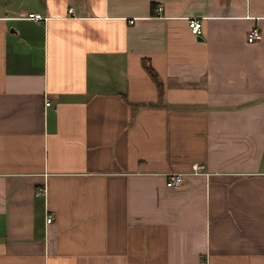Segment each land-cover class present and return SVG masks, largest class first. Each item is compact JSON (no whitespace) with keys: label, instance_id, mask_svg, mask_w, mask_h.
<instances>
[{"label":"crops","instance_id":"crops-1","mask_svg":"<svg viewBox=\"0 0 264 264\" xmlns=\"http://www.w3.org/2000/svg\"><path fill=\"white\" fill-rule=\"evenodd\" d=\"M0 264H264V0H0Z\"/></svg>","mask_w":264,"mask_h":264},{"label":"built area","instance_id":"built-area-1","mask_svg":"<svg viewBox=\"0 0 264 264\" xmlns=\"http://www.w3.org/2000/svg\"><path fill=\"white\" fill-rule=\"evenodd\" d=\"M70 9V8H68ZM25 17L32 19V20H40L42 17L38 14L29 12L26 13ZM187 26L189 28V31L192 35H198L199 33V28H200V22L196 18H189L187 20ZM261 34L260 31L256 26L250 27L246 32H245V41L248 43L257 41L260 38ZM44 105L48 104L47 100L43 101ZM189 174H205L203 165L199 163H192ZM182 181V173L179 172H169L167 173L165 177L164 184L166 187H176L178 186ZM50 214L45 215V222H48L50 220Z\"/></svg>","mask_w":264,"mask_h":264},{"label":"trees","instance_id":"trees-1","mask_svg":"<svg viewBox=\"0 0 264 264\" xmlns=\"http://www.w3.org/2000/svg\"><path fill=\"white\" fill-rule=\"evenodd\" d=\"M143 68L145 72L148 74V76L150 77V79L152 80V82L154 83L157 94H159V92L161 91V83L159 79L157 78L156 73L151 68V66L147 65L146 63L143 64Z\"/></svg>","mask_w":264,"mask_h":264}]
</instances>
